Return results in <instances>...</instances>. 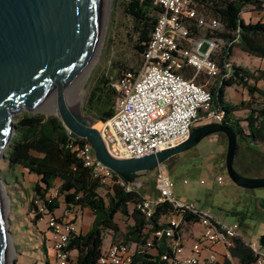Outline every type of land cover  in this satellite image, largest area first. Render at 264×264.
<instances>
[{
	"label": "trees",
	"instance_id": "obj_1",
	"mask_svg": "<svg viewBox=\"0 0 264 264\" xmlns=\"http://www.w3.org/2000/svg\"><path fill=\"white\" fill-rule=\"evenodd\" d=\"M191 1L197 16L216 18L222 24V28L210 32L197 26L195 19L187 20L192 36L205 35L221 41L219 49L211 55L220 68L208 87L211 107L222 113L220 123L231 127L238 141L255 143L264 148V88L259 85L264 82V68L249 69L231 58L233 48L237 47L247 55L264 59V20L259 17L252 22L242 17V12L246 11L259 15L264 9V0ZM113 4H117L128 18L126 37L131 44L133 57L126 62L107 59L108 63L105 61L92 70L86 82L81 111L101 122L115 113L119 97L114 85L116 80L127 72L135 75L143 65V54L158 15L163 11L156 0H113ZM192 74L190 68L183 70L185 77ZM201 78L202 74H198L195 81L200 83ZM237 86L247 91L248 98L236 103L228 101L226 87ZM240 110L244 111L243 116H236L234 112ZM219 135L225 137L223 133ZM85 141L84 138L71 136L55 115L25 112L13 121V132L6 147V161L11 169L20 166L37 177L32 186V198L28 202V211L33 214L31 220L36 223L46 214L55 215L60 204H64L68 210H90L93 218L88 230L69 233L65 246L69 252L67 264H99L105 235L110 237L109 244L119 242L129 248L134 246L131 264H172L176 258L173 241L183 239V227L199 222V212H182L181 227L175 229L171 237H157L154 232L167 226L166 216L179 211L169 202L157 203L148 216L137 208L142 200L157 195L155 178L150 176V172L141 173L140 177L145 175L146 178L140 186H136L113 173L110 182H102L83 164L74 150L75 145ZM103 188L105 191L101 194L100 189ZM53 189L55 195L51 196ZM230 213L238 216L236 222L239 230L228 248L229 254L236 259L235 264H254L259 252L241 234L245 220L251 216L246 211ZM117 215L129 220L123 230L116 220ZM42 248L45 251L44 245ZM71 252L75 253L74 257L70 255ZM45 264H50L48 258ZM205 264L233 263L226 258L223 262L207 259Z\"/></svg>",
	"mask_w": 264,
	"mask_h": 264
},
{
	"label": "built area",
	"instance_id": "obj_2",
	"mask_svg": "<svg viewBox=\"0 0 264 264\" xmlns=\"http://www.w3.org/2000/svg\"><path fill=\"white\" fill-rule=\"evenodd\" d=\"M163 11L158 15L150 41L143 54L144 62L134 75L127 72L116 80L115 88L119 92L114 115L101 123L99 132L106 149L116 158L140 157L173 147L187 139L190 130L198 122L220 123L222 113L211 107V95L203 84L195 78L203 74L209 78L216 76L220 68L211 58L221 41L205 35L195 37L187 27V20L195 19L197 26L210 32L222 28L216 18L206 19L197 16L191 0H156ZM264 20V9L259 13ZM228 66V65H226ZM193 70L191 77H185L183 70ZM203 112V113H202ZM82 138V137H81ZM77 156L90 168L102 182L111 181L113 171L97 160L91 145L85 141L74 146ZM157 195L144 199L137 204L146 216L150 215L154 205L169 202L179 211L165 218L167 226L154 232L157 237H171L175 229L181 227L182 212H199L202 231L191 246V255L180 259L178 253L183 250V241L172 243L176 258L172 264H198L203 249L216 245L227 252L238 234V224L219 223L211 216L201 212L192 202H184L174 197L173 182L164 164L155 170ZM222 181L221 176L216 177ZM120 181V180H117ZM184 182H187L184 180ZM200 182H203L202 180ZM122 183V181H120ZM138 186V182L133 183ZM70 210L62 215L49 214L47 226L55 264H67L69 252L65 249L70 232L76 231L75 222L69 218ZM259 252L254 264H264V253L260 246L251 243ZM166 258V256H163ZM132 249L123 243H111L99 257V264H131ZM209 261H218L216 251H211Z\"/></svg>",
	"mask_w": 264,
	"mask_h": 264
},
{
	"label": "rangeland",
	"instance_id": "obj_3",
	"mask_svg": "<svg viewBox=\"0 0 264 264\" xmlns=\"http://www.w3.org/2000/svg\"><path fill=\"white\" fill-rule=\"evenodd\" d=\"M102 16L99 36L93 55L90 56L93 58L88 71L85 75H82L83 77L76 74L71 83L62 91L64 103L72 112H75L78 108L81 111V104L86 93V82L94 68L103 65L107 59L126 62L133 57L131 44L126 37L129 24L128 18L118 9L117 4H113V0H107V6L103 5ZM242 17L246 21L252 22L259 19L258 13L254 11L242 12ZM90 57L89 59H91ZM231 58L237 64L249 69L264 68V59L247 55L237 47L233 48ZM212 83L213 79H210L204 87L208 89ZM260 86L264 87V82H260ZM240 90L242 91L239 86L226 87V99L235 103L240 101ZM74 95L77 97V101H74ZM244 97L245 99L248 98L246 90ZM52 109H55V111H52ZM56 111L57 87H54L29 109L21 107L20 110L14 113L13 121L25 112L57 116L54 113ZM81 114L85 115L82 111ZM234 114L243 116L244 111H235ZM101 123V121L92 119V126L98 130ZM201 123L198 122L197 125ZM219 133H211L202 138L196 145L177 152L163 161L173 182V195L184 202L194 203L195 207L201 212L225 225H230L237 220L238 216L230 212L246 211L251 218L245 220L246 225L241 228V234L246 241L254 243L257 247L259 245L258 238L264 234V187H240L229 178L225 168L227 140ZM237 144L234 159L236 170L248 177L264 178V148L255 143H247V145L238 141ZM6 147L7 144L0 154V180L2 183L6 239H9L12 249V254L6 260L7 264H12L13 260L15 264H45L47 258L50 264H55V260L51 257L53 252L47 226L48 215H44L34 223L31 220L33 214L28 211V202L33 193L32 186L37 177L20 166L12 169L8 167ZM150 176L155 178L154 170L150 172ZM217 176L222 177L221 182H217ZM144 178H146L145 175H142L136 181L138 186L141 182H144ZM184 180L187 182H184ZM201 180L203 182H200ZM104 191V188L100 189L101 194ZM50 195H55L54 189L50 191ZM65 210L64 204H60V207L55 210V214L60 216ZM72 212H75L77 216L76 226L78 229L88 230L93 218L90 210L76 209ZM116 220L122 230L125 224L129 222L127 218L120 215L116 216ZM202 228V225L198 222L193 223L192 226L183 227L184 236L188 240L185 244L186 247H184L185 253L190 251L194 239L200 236ZM109 242V235H105L103 248H106ZM42 245L45 246V251ZM133 248L132 245L131 249ZM262 252L264 253V249ZM201 253L202 256L206 255L207 258L210 255L208 249H203ZM74 255L75 253L72 252L71 256L74 257ZM178 256L180 257L181 253H178ZM226 258L235 264L236 259L231 257L230 254H220L217 260L223 262Z\"/></svg>",
	"mask_w": 264,
	"mask_h": 264
},
{
	"label": "water",
	"instance_id": "obj_4",
	"mask_svg": "<svg viewBox=\"0 0 264 264\" xmlns=\"http://www.w3.org/2000/svg\"><path fill=\"white\" fill-rule=\"evenodd\" d=\"M101 19V0H0V154L13 132L14 113L29 109L57 87V111L73 137L84 138L97 160L129 183L141 173L155 170L169 156L220 132L227 140L225 168L229 178L244 188L264 187L263 177H248L234 166L238 139L221 123L193 127L183 142L140 157L116 158L109 154L92 117L78 108L70 111L62 91L95 49ZM81 101V100H80ZM0 180V264H6V228ZM264 249V234L259 238ZM15 264V261H12Z\"/></svg>",
	"mask_w": 264,
	"mask_h": 264
},
{
	"label": "crops",
	"instance_id": "obj_5",
	"mask_svg": "<svg viewBox=\"0 0 264 264\" xmlns=\"http://www.w3.org/2000/svg\"><path fill=\"white\" fill-rule=\"evenodd\" d=\"M258 18H259V15H258ZM260 59V58H259ZM211 78H209V77H207V76H205V75H203L202 74V78H201V82H200V84H203V85H206L207 83H208V81L210 80ZM259 85H260V83H259ZM261 87H263V86H261ZM264 88V87H263ZM241 89H242V91L240 90V92H239V100H245V97H244V93H245V89H243L242 87H241ZM195 126H197V125H195ZM72 210H76V209H72ZM71 210V211H72ZM83 210H85V209H83ZM71 211H70V213H69V218H72V219H74V222H75V225L77 224L76 223V219H77V216H76V214H75V212H72L71 213ZM62 215V214H61ZM76 229H77V231H80V232H85V231H82V230H79L78 229V227L76 226ZM87 231V230H86ZM183 239H182V241H183V250L180 252L181 253V256L179 257L178 255H177V257L178 258H180V259H183V258H185V257H188V256H190L191 255V248H190V251H188L187 253H185L184 252V247H186L185 246V244L187 243V238H185V236H184V232H183ZM104 249H106V248H103V250ZM206 249H208L209 250V252H211V251H216V253L218 254V257L220 256V254H225V255H228L229 254V251L227 252L224 248H222V246H220V245H216V246H213V247H209V248H206ZM72 253V252H71ZM71 253H70V255H71ZM49 258H50V255L48 256ZM51 257H52V255H51ZM207 256L206 255H204V256H202V253H200V257H199V260H198V264H205L206 262H207ZM219 262H221V261H219Z\"/></svg>",
	"mask_w": 264,
	"mask_h": 264
},
{
	"label": "bare ground",
	"instance_id": "obj_6",
	"mask_svg": "<svg viewBox=\"0 0 264 264\" xmlns=\"http://www.w3.org/2000/svg\"><path fill=\"white\" fill-rule=\"evenodd\" d=\"M103 5L104 6H107V0H101V18L103 19V16H102V8H103ZM104 10V9H103ZM104 12V11H103ZM104 14V13H103ZM102 19H100V21H102ZM99 31H100V27H99ZM99 36V35H98ZM93 55V54H92ZM91 59H89L88 61H86L85 65H83L79 71H78V76L81 75V77H83L82 75H85V73L88 71L89 69V64L92 63V58L93 57H90ZM83 73V74H82ZM74 101H77V97L74 95L73 97ZM52 111H55V109H52ZM7 240V239H6ZM12 254V249H11V245H10V241L9 239L6 241V259L8 257H10V255ZM6 264H7V261H6Z\"/></svg>",
	"mask_w": 264,
	"mask_h": 264
},
{
	"label": "flooded vegetation",
	"instance_id": "obj_7",
	"mask_svg": "<svg viewBox=\"0 0 264 264\" xmlns=\"http://www.w3.org/2000/svg\"><path fill=\"white\" fill-rule=\"evenodd\" d=\"M195 127V126H194ZM260 246V245H259Z\"/></svg>",
	"mask_w": 264,
	"mask_h": 264
}]
</instances>
